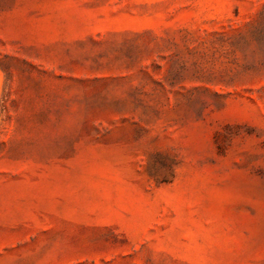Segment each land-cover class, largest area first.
<instances>
[{"label": "rangeland", "instance_id": "rangeland-1", "mask_svg": "<svg viewBox=\"0 0 264 264\" xmlns=\"http://www.w3.org/2000/svg\"><path fill=\"white\" fill-rule=\"evenodd\" d=\"M0 264H264V0H0Z\"/></svg>", "mask_w": 264, "mask_h": 264}]
</instances>
